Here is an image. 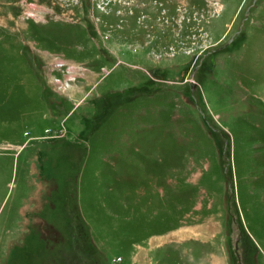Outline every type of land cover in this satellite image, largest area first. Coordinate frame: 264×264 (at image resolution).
<instances>
[{
    "label": "rangeland",
    "instance_id": "374dc122",
    "mask_svg": "<svg viewBox=\"0 0 264 264\" xmlns=\"http://www.w3.org/2000/svg\"><path fill=\"white\" fill-rule=\"evenodd\" d=\"M0 264H264V0H0Z\"/></svg>",
    "mask_w": 264,
    "mask_h": 264
},
{
    "label": "built area",
    "instance_id": "2783aa9c",
    "mask_svg": "<svg viewBox=\"0 0 264 264\" xmlns=\"http://www.w3.org/2000/svg\"><path fill=\"white\" fill-rule=\"evenodd\" d=\"M37 19H38V18H37ZM60 65H61V66H60V68L64 67V65H63V64H61V63H60Z\"/></svg>",
    "mask_w": 264,
    "mask_h": 264
}]
</instances>
